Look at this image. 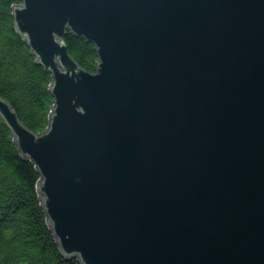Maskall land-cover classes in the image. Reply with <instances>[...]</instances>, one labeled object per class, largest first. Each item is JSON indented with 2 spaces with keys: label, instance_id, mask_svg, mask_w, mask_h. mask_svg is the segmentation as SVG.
<instances>
[{
  "label": "water",
  "instance_id": "95a60500",
  "mask_svg": "<svg viewBox=\"0 0 264 264\" xmlns=\"http://www.w3.org/2000/svg\"><path fill=\"white\" fill-rule=\"evenodd\" d=\"M49 124L0 117L81 264H264V0H22ZM95 46V72L67 32Z\"/></svg>",
  "mask_w": 264,
  "mask_h": 264
},
{
  "label": "trees",
  "instance_id": "16d2710c",
  "mask_svg": "<svg viewBox=\"0 0 264 264\" xmlns=\"http://www.w3.org/2000/svg\"><path fill=\"white\" fill-rule=\"evenodd\" d=\"M21 1L0 0V96L27 128L41 133L54 103L52 75L15 29L12 6ZM64 42L83 69L95 72L98 55L92 42L69 31ZM38 180L34 163L21 156L0 117V264H81L59 250L41 204Z\"/></svg>",
  "mask_w": 264,
  "mask_h": 264
}]
</instances>
